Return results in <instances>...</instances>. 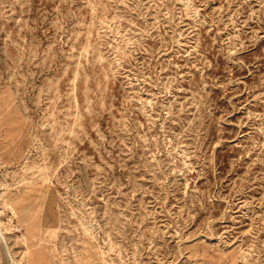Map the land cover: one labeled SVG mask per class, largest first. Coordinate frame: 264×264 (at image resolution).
<instances>
[{
    "label": "rangeland",
    "instance_id": "1",
    "mask_svg": "<svg viewBox=\"0 0 264 264\" xmlns=\"http://www.w3.org/2000/svg\"><path fill=\"white\" fill-rule=\"evenodd\" d=\"M0 227V264H264V0H0Z\"/></svg>",
    "mask_w": 264,
    "mask_h": 264
},
{
    "label": "bare ground",
    "instance_id": "2",
    "mask_svg": "<svg viewBox=\"0 0 264 264\" xmlns=\"http://www.w3.org/2000/svg\"><path fill=\"white\" fill-rule=\"evenodd\" d=\"M0 233L3 235V237L5 238V235H4V232H3V230H2V228L0 227ZM2 237V238H3ZM5 243H7V241L5 240ZM33 255V254H32ZM26 259V258H25ZM30 259V258H29ZM32 259V258H31ZM12 263L13 264H19V262L14 258V255H12ZM21 263V262H20ZM22 264V263H21ZM23 264H25V263H23ZM26 264H30V260L26 263Z\"/></svg>",
    "mask_w": 264,
    "mask_h": 264
},
{
    "label": "crops",
    "instance_id": "3",
    "mask_svg": "<svg viewBox=\"0 0 264 264\" xmlns=\"http://www.w3.org/2000/svg\"><path fill=\"white\" fill-rule=\"evenodd\" d=\"M5 253V247L3 245V242H0V255Z\"/></svg>",
    "mask_w": 264,
    "mask_h": 264
}]
</instances>
